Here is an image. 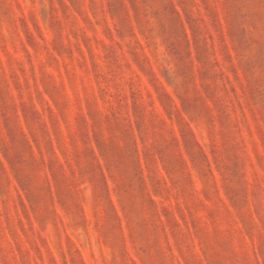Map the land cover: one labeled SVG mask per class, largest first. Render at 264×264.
I'll use <instances>...</instances> for the list:
<instances>
[{"label":"rangeland","instance_id":"obj_1","mask_svg":"<svg viewBox=\"0 0 264 264\" xmlns=\"http://www.w3.org/2000/svg\"><path fill=\"white\" fill-rule=\"evenodd\" d=\"M0 264H264V0H0Z\"/></svg>","mask_w":264,"mask_h":264}]
</instances>
